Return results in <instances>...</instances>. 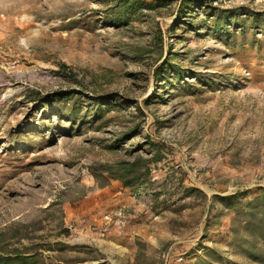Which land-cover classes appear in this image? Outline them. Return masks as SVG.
Masks as SVG:
<instances>
[{
	"label": "rangeland",
	"instance_id": "rangeland-1",
	"mask_svg": "<svg viewBox=\"0 0 264 264\" xmlns=\"http://www.w3.org/2000/svg\"><path fill=\"white\" fill-rule=\"evenodd\" d=\"M140 1L0 0V252L262 264L233 241L230 206L264 189V27L239 23H263L264 0ZM225 10L236 24L211 31ZM134 161L132 186L109 177ZM104 185L148 226L129 258L70 242L67 208Z\"/></svg>",
	"mask_w": 264,
	"mask_h": 264
},
{
	"label": "crops",
	"instance_id": "crops-1",
	"mask_svg": "<svg viewBox=\"0 0 264 264\" xmlns=\"http://www.w3.org/2000/svg\"><path fill=\"white\" fill-rule=\"evenodd\" d=\"M67 209L70 217L79 220L75 226H67L79 234L70 242L96 248L104 254L129 258L134 255L135 240L150 235L143 218L139 219L140 208L126 189L115 185L94 188ZM106 214L111 216L110 220L105 219Z\"/></svg>",
	"mask_w": 264,
	"mask_h": 264
},
{
	"label": "trees",
	"instance_id": "trees-1",
	"mask_svg": "<svg viewBox=\"0 0 264 264\" xmlns=\"http://www.w3.org/2000/svg\"><path fill=\"white\" fill-rule=\"evenodd\" d=\"M166 1V0H164ZM120 4L118 5L119 9L125 13H128L130 8L138 7V8H151L153 4L142 2L140 0H119ZM190 5H198L197 3H191ZM188 4V6H190ZM187 7V6H186ZM209 7V6H208ZM231 12L222 11L221 13L217 12L212 14L211 20V31L215 33H220V31H227L226 26H231L236 24L238 18L232 17ZM263 15V14H262ZM261 15V16H262ZM264 17V16H263ZM264 20V18H262ZM245 20V22H244ZM256 21H260L258 19L243 18L239 20V23H250L252 27L258 25L259 27H264L263 23H257ZM260 27V28H261ZM74 111L71 108L72 113ZM154 144L152 143V146ZM151 161H156L154 158ZM129 167L123 168L120 171L109 173L108 175L111 179L119 180L122 182L124 186H132L139 179V176L136 174V161L127 163ZM148 173V170H147ZM243 194V193H242ZM239 195L234 194L229 196L230 200H237ZM235 213H237L241 217V229H243L244 234L246 236H242L239 231L236 229H232L234 233V242H241V244L245 247V253L251 256L256 262L264 264V189L260 191V193L254 196L252 199L247 200L243 203H238L235 201L232 206H230ZM0 264H39V260L35 251H29L28 249L24 250H13L10 253L3 254L0 252Z\"/></svg>",
	"mask_w": 264,
	"mask_h": 264
},
{
	"label": "built area",
	"instance_id": "built-area-1",
	"mask_svg": "<svg viewBox=\"0 0 264 264\" xmlns=\"http://www.w3.org/2000/svg\"><path fill=\"white\" fill-rule=\"evenodd\" d=\"M104 217H105L106 220H110L111 219V216L109 214H106ZM181 261H182V257H178L175 262L179 263Z\"/></svg>",
	"mask_w": 264,
	"mask_h": 264
}]
</instances>
